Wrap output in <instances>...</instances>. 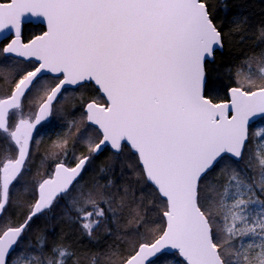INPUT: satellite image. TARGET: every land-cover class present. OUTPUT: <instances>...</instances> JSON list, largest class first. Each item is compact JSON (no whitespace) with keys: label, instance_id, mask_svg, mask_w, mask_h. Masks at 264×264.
Wrapping results in <instances>:
<instances>
[{"label":"snow or ice","instance_id":"snow-or-ice-1","mask_svg":"<svg viewBox=\"0 0 264 264\" xmlns=\"http://www.w3.org/2000/svg\"><path fill=\"white\" fill-rule=\"evenodd\" d=\"M222 11L227 32L212 0H0V41L11 36L0 52V87L10 86L0 97V218L36 197L18 226L0 219V264H264V124L249 133L264 121V49L245 58L248 74L219 99L210 65L250 23ZM25 24L45 30L25 42ZM256 35L264 40V23ZM90 88L103 102L90 100L68 122L88 154H73L69 167L65 133L26 180L37 126L62 116L58 99ZM29 96L34 114L24 111ZM105 149L109 159L81 182ZM62 198L60 216H44ZM40 216L79 224L90 240L103 226L114 242L78 253L62 237L49 244L52 229L26 241Z\"/></svg>","mask_w":264,"mask_h":264},{"label":"trees","instance_id":"trees-1","mask_svg":"<svg viewBox=\"0 0 264 264\" xmlns=\"http://www.w3.org/2000/svg\"><path fill=\"white\" fill-rule=\"evenodd\" d=\"M225 4L229 7L231 12L239 11L248 15L250 17V23L244 30L234 33L225 39L223 50H218L216 52L215 61L210 65L212 69L209 73L210 78L221 82L223 85V88L219 93V99H225L227 88L230 86H236L237 80L242 82L244 76L248 74V66L242 63L245 58L258 54L262 49H264V40H257L256 35V25L258 23H264V0H212V6L216 11V21L218 23H222L221 30L223 32H227L232 27L230 23V14H225L222 11V6ZM40 28V25L25 26L23 34L31 35L33 34L32 32H35ZM241 37H244L242 42L240 40ZM251 67L253 71L258 69L259 65L256 60L251 62ZM229 69L230 71H228ZM258 120L254 121L249 129L250 137L253 133V125ZM248 143L249 146L252 145L251 138ZM106 160L103 156H100L97 157L95 161H92L83 176L80 178L81 182L90 183L91 177L94 175V170H97L101 164L106 162ZM34 164H36V161ZM35 174L36 172L34 171L32 174L26 173L25 178H29L31 175L34 176ZM117 183H120L119 178H117ZM33 197L34 195L22 197L21 199L25 204L22 208L9 204L5 216L0 219L7 220L10 218L13 226L23 222L29 210L28 205L33 202ZM65 204V200L62 198L59 201V204L53 208L52 213L46 212L44 216L53 215L59 217L60 205ZM101 207H103V205H101ZM72 215H75V213H72ZM44 216H40L33 221L31 228L27 233H25L26 241L31 239L32 242L35 243V230H39L41 234H43L45 229H52V231L47 232L49 244L58 242L62 237L63 243L71 245V247L78 253H83L87 250H102L107 244L114 242L112 236L105 234L103 226L94 231L93 236L95 240H90L82 233L79 224L74 223L69 225L63 219L55 218L50 221H46ZM121 224H127V218H122ZM157 224L162 230L164 222L162 220H157ZM141 231H143V229H141ZM154 239V235L145 237L147 242H151ZM81 264H87V261L82 260Z\"/></svg>","mask_w":264,"mask_h":264},{"label":"flooded vegetation","instance_id":"flooded-vegetation-1","mask_svg":"<svg viewBox=\"0 0 264 264\" xmlns=\"http://www.w3.org/2000/svg\"><path fill=\"white\" fill-rule=\"evenodd\" d=\"M28 25H38V24H25V26ZM24 26V27H25ZM41 28L35 32H32L33 34H23L22 39L26 42L27 40L31 39L32 36L40 34L42 31H44V27L40 25ZM24 31V28H23ZM11 39V36L8 37L7 40L0 41V50L2 51L4 45ZM62 78V77H61ZM58 82V81H56ZM1 88V87H0ZM4 95H0V97L6 96L10 94V86L7 87L6 91H4ZM71 96V89H69V93L67 94ZM32 96H29L25 98L24 100V108L28 109L29 112H32L33 114L36 112L37 108L36 106H30V100H32ZM92 99H97L100 102L102 101V98L97 95L96 90H92L91 88L89 90H81V89H76L75 90V98H69L67 100L63 99L61 97L58 99L56 102H54V110L59 109L61 110L62 116L60 118H57L55 115L52 117V122H42L40 125L37 126V129L34 131V141L32 144V153L33 155L31 156L30 163L28 167L30 168V171H27L26 173L32 174L33 171L37 173L38 170V165L40 164V161L43 157L47 156L48 152L50 151V145L54 140L58 138V136H63L65 133V130L67 133L69 131L72 132V130L76 129L74 128H69V121L75 120V121H80L82 114L84 113V105L89 102ZM75 105V108L73 106ZM34 118V115H33ZM11 123H15V117L11 120ZM79 127V125H77ZM76 131V130H75ZM64 133V134H63ZM35 140H39L40 143L37 145L35 143ZM98 142V140H97ZM69 152H68V166L73 167L75 163L77 162L76 159L74 158L75 156H83L88 154V150L86 148V145L82 141H77L76 139L73 140V137H69ZM107 149H105L100 156H103V158L106 159V157L103 155L107 153ZM11 155L14 156L15 150L13 149L12 152L10 153ZM74 154V155H73ZM98 156H94L91 160L95 161V159ZM102 159V158H101ZM33 161V162H32ZM36 161V164H34ZM90 162V164H91ZM89 164V165H90ZM87 166V168L89 167ZM54 165L49 162L46 164V168L48 171L51 170V168ZM86 168V169H87ZM33 170V171H32ZM43 171V169H40ZM86 171V170H85ZM25 173V174H26Z\"/></svg>","mask_w":264,"mask_h":264},{"label":"rangeland","instance_id":"rangeland-1","mask_svg":"<svg viewBox=\"0 0 264 264\" xmlns=\"http://www.w3.org/2000/svg\"><path fill=\"white\" fill-rule=\"evenodd\" d=\"M0 52H2L1 50H0ZM237 86V85H236ZM7 87L8 86H6V87H1L0 88V95L2 96V95H4V94H6V93H4V91H6V89H7ZM30 104V103H29ZM24 111H25V113H28L29 111H28V109H25L24 108ZM261 124H264V122L262 121V120H258L254 125H253V132L255 131V129H256V127L257 126H259V125H261ZM76 129H74V130H72V132L71 131H69V132H71L72 133V137H73V140L75 139V137H76V135H77V131H75ZM64 133H67V131L65 130V132ZM63 133V134H64ZM97 142V141H96ZM87 148V147H86ZM105 157H106V159L108 160L109 159V157L111 156V153L109 152V151H107V153H105V154H103ZM105 159V160H106ZM106 160V161H107ZM33 178V175H31V177H29V178H25L26 180H31ZM35 196L33 197V202H34V200H35ZM32 202V203H33Z\"/></svg>","mask_w":264,"mask_h":264},{"label":"water","instance_id":"water-1","mask_svg":"<svg viewBox=\"0 0 264 264\" xmlns=\"http://www.w3.org/2000/svg\"><path fill=\"white\" fill-rule=\"evenodd\" d=\"M43 26V25H42ZM44 27V26H43ZM45 30V28H44ZM230 87H233V86H230ZM225 99H228V96H227V91H226V98ZM18 226V225H17Z\"/></svg>","mask_w":264,"mask_h":264}]
</instances>
